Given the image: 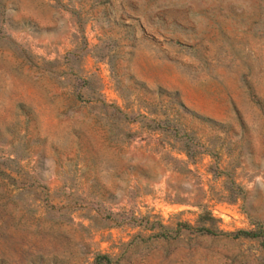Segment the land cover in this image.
Wrapping results in <instances>:
<instances>
[{
    "label": "rangeland",
    "instance_id": "1",
    "mask_svg": "<svg viewBox=\"0 0 264 264\" xmlns=\"http://www.w3.org/2000/svg\"><path fill=\"white\" fill-rule=\"evenodd\" d=\"M0 264H264V0H0Z\"/></svg>",
    "mask_w": 264,
    "mask_h": 264
},
{
    "label": "trees",
    "instance_id": "2",
    "mask_svg": "<svg viewBox=\"0 0 264 264\" xmlns=\"http://www.w3.org/2000/svg\"><path fill=\"white\" fill-rule=\"evenodd\" d=\"M209 218H211V217H209ZM211 220H212V218H211ZM202 230H204V231H206V232H208V233H210L211 232V230L210 229H202Z\"/></svg>",
    "mask_w": 264,
    "mask_h": 264
}]
</instances>
